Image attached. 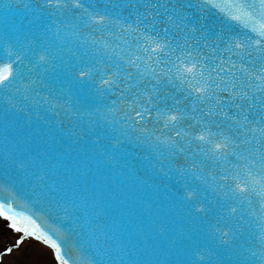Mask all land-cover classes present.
Returning <instances> with one entry per match:
<instances>
[{
    "label": "snow or ice",
    "instance_id": "1",
    "mask_svg": "<svg viewBox=\"0 0 264 264\" xmlns=\"http://www.w3.org/2000/svg\"><path fill=\"white\" fill-rule=\"evenodd\" d=\"M3 7L31 25L0 31V215L17 245L56 264H264V0ZM161 187L167 211L136 225L132 258L127 194L162 207Z\"/></svg>",
    "mask_w": 264,
    "mask_h": 264
},
{
    "label": "rangeland",
    "instance_id": "2",
    "mask_svg": "<svg viewBox=\"0 0 264 264\" xmlns=\"http://www.w3.org/2000/svg\"><path fill=\"white\" fill-rule=\"evenodd\" d=\"M21 237V233L9 227L8 221L0 218V264H56L52 253L50 251L39 253L41 250L33 240L24 239L23 244L17 245V240ZM9 247L12 251L5 254Z\"/></svg>",
    "mask_w": 264,
    "mask_h": 264
},
{
    "label": "water",
    "instance_id": "3",
    "mask_svg": "<svg viewBox=\"0 0 264 264\" xmlns=\"http://www.w3.org/2000/svg\"><path fill=\"white\" fill-rule=\"evenodd\" d=\"M217 12H219V10L215 9V13H217ZM220 15H223V13H220ZM130 159H134V158H130ZM127 195L128 196H132L135 199V205L137 207H139L142 211H144V213H146L148 211H152L155 216H158V215H162L165 211H167L169 201H167L165 199V189L163 187H161L159 193L155 194L156 195V199H157V203L162 205V207H156V206H152L150 208L145 207L143 201H144V199H146L148 197H145V194L142 193L139 190L134 191V192H130ZM150 196H151V193H149V197ZM15 202L20 204V201H18V200L15 201ZM19 208H20V206H16V211L17 212L20 211ZM21 212H22V210H21ZM37 212L38 213L35 216H33V218L37 220V222L41 225L42 228H45V229H47L49 231V229L58 228L59 227V225H54L50 220L47 219L46 216L41 214L39 209H38ZM175 213H181L182 214V210L177 208V209L174 210L173 213H170V215H174ZM142 215H145V214H142ZM139 231H141V229H139ZM61 239H63V237H61ZM160 241H163L164 243H166V240H165L164 237H161ZM143 242L145 243L144 239H143Z\"/></svg>",
    "mask_w": 264,
    "mask_h": 264
},
{
    "label": "bare ground",
    "instance_id": "4",
    "mask_svg": "<svg viewBox=\"0 0 264 264\" xmlns=\"http://www.w3.org/2000/svg\"><path fill=\"white\" fill-rule=\"evenodd\" d=\"M26 239H29V240H34V238H26ZM34 244H36V246L41 250V252H39V253H43V252H46V251H49L47 248H48V246L45 244V243H43V242H41V241H38L37 240V243H35V242H33Z\"/></svg>",
    "mask_w": 264,
    "mask_h": 264
}]
</instances>
